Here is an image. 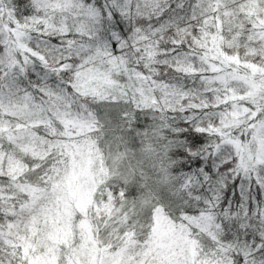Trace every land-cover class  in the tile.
<instances>
[{
  "label": "snow or ice",
  "instance_id": "1",
  "mask_svg": "<svg viewBox=\"0 0 264 264\" xmlns=\"http://www.w3.org/2000/svg\"><path fill=\"white\" fill-rule=\"evenodd\" d=\"M0 264H264V0H0Z\"/></svg>",
  "mask_w": 264,
  "mask_h": 264
}]
</instances>
